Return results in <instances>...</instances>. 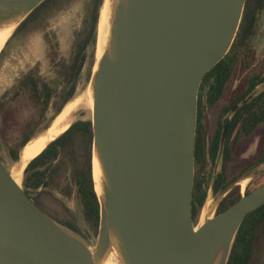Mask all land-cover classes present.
<instances>
[{"label": "water", "instance_id": "obj_1", "mask_svg": "<svg viewBox=\"0 0 264 264\" xmlns=\"http://www.w3.org/2000/svg\"><path fill=\"white\" fill-rule=\"evenodd\" d=\"M43 1L0 0V25L21 23ZM246 1H114L90 79L102 172L96 245L39 209L0 161V264H99L113 243L124 264H226L240 225L264 205V183L195 229V131L201 81L227 54ZM263 171L244 172L216 205Z\"/></svg>", "mask_w": 264, "mask_h": 264}, {"label": "rangeland", "instance_id": "obj_2", "mask_svg": "<svg viewBox=\"0 0 264 264\" xmlns=\"http://www.w3.org/2000/svg\"><path fill=\"white\" fill-rule=\"evenodd\" d=\"M59 1L56 2L50 12H41L32 23H28L15 33L22 22L18 23L0 52V140L2 143L0 161L8 173L17 162L10 160L7 151L8 148L19 144L23 127L35 119L37 120L35 129L38 130L39 135H43L45 133L44 127L47 124L51 125L56 109L60 107L67 95L73 93L72 99H74L84 94L90 84L95 62L94 45L89 44L86 47L82 54L83 62L80 64L79 73L76 75H74L76 72L72 70L71 58L78 53V45L85 40L87 35L85 21L88 18V9L97 0ZM261 19L264 22V14H262ZM74 69L76 71V67ZM27 76L34 77L40 83V87L41 84L45 83L51 88L46 107L37 104L34 100L35 97L33 98L29 91L30 89L23 86V81ZM202 95L204 96V94ZM92 110L86 105L78 106L71 111L68 123L71 125L78 120L91 121ZM263 141L264 123L259 126L257 132L253 133L249 150L245 155L248 154L253 157ZM80 145L79 149L84 150V144ZM78 152L81 154L80 150ZM261 166L264 168V162ZM68 167H70L69 164ZM215 167V164L211 163L205 169V181L210 185ZM258 176V178H249L247 185L243 188V194L253 180H256L255 184L264 181V171ZM22 181H24V171ZM71 183L72 179L68 169L59 186L48 188L47 191L53 198L63 203L81 232H75L64 223L60 222V224L79 237L88 247L94 248L98 238V229L94 230L88 224L80 200ZM67 184L72 188V192L66 195L63 190ZM240 187L238 186V188ZM217 195V193L212 194L211 192L209 195V200L214 205L217 203ZM207 198L208 193L204 204ZM201 209L194 217V225L199 222ZM251 264H264V235L258 244Z\"/></svg>", "mask_w": 264, "mask_h": 264}, {"label": "trees", "instance_id": "obj_3", "mask_svg": "<svg viewBox=\"0 0 264 264\" xmlns=\"http://www.w3.org/2000/svg\"><path fill=\"white\" fill-rule=\"evenodd\" d=\"M53 0H45L39 6H37L29 16H27L17 30L20 31L24 26L30 23L33 18L39 16L41 12H44V8L48 3ZM102 0H97L96 6L93 9L91 30L94 32L96 18H98V7L101 5ZM14 33V34H15ZM80 43L78 45V53L71 58L72 70L79 73L80 64L83 62L82 47ZM76 67V71L75 68ZM218 70V63L204 76L200 84L201 91L208 87L209 102H214L215 94V76ZM23 86L30 89L35 102L44 107L48 105L49 92L51 88L43 83L41 84L32 76H27L23 81ZM74 89V87H73ZM72 89V91H73ZM71 91V92H72ZM45 93V95H44ZM42 96V97H41ZM73 98V93H69L63 100L62 104L56 109L53 119L59 114L65 104ZM42 99V100H40ZM258 100L255 99V104ZM264 105V102L262 103ZM45 109V108H43ZM52 119V120H53ZM264 120V114H258L254 112L252 130L256 131L257 125ZM46 125L44 129L49 127ZM37 127V120L32 119L29 121L21 132V138L18 145L8 148V157L12 161L19 159L20 152L24 145H26L31 139L36 138L39 135ZM92 123L90 120H78L71 125L56 139L50 141L43 150L27 163L24 169V181H22L23 191L32 198L33 203L51 218L57 222L64 223L69 226L75 232L80 233L79 227L72 220L67 212L66 207L58 199H55L47 191L48 188H57L62 182L67 170H70L72 179V185L75 188V192L79 198V202L82 205L84 216L87 219L88 224L95 230L98 229L99 220V200L94 189V179L92 175ZM43 129V130H44ZM252 132V133H253ZM264 142V141H263ZM262 142L259 150L251 157L250 168L257 167L264 162V143ZM80 144H84L83 153L79 147ZM81 154H79V151ZM217 147L212 151L211 158L214 160ZM79 154V156H78ZM82 157V159H81ZM68 164L70 167H68ZM259 177V176H258ZM256 177V178H258ZM256 180H253L245 189V193H248L251 189L258 187L264 183L255 184ZM208 182L206 183L205 177L200 181L194 177L193 186V200H192V214L193 217L199 213L202 205L206 199V190ZM220 186H223V181L219 180L215 189L218 190ZM64 194H71L72 188L70 185H65ZM35 196V197H33ZM240 193L237 189L231 191L228 197L220 205L217 213L223 211L227 206L236 202L240 198ZM264 235V205L260 206L254 211H251L243 223L240 225L235 241L232 243L229 260L226 264H251L253 256L258 248L259 242L263 239Z\"/></svg>", "mask_w": 264, "mask_h": 264}, {"label": "flooded vegetation", "instance_id": "obj_4", "mask_svg": "<svg viewBox=\"0 0 264 264\" xmlns=\"http://www.w3.org/2000/svg\"><path fill=\"white\" fill-rule=\"evenodd\" d=\"M56 2L60 1H50L44 8V12H50ZM101 5L98 7V18ZM95 6L96 2L92 3L88 9V18L85 21L87 35L81 42L82 54L89 44L96 48L98 18H96L94 32L91 30V15ZM262 14H264V0L246 1L235 39L225 57L218 62L214 102H209L208 87L202 91L200 89L198 94L194 177L200 181L205 177V169L208 165L215 164L212 183L211 185L208 183L206 190L208 196L210 192L219 194L244 172L253 168H250L251 156L245 153L249 150L254 133L253 114L254 112L264 114ZM255 99L258 100L256 104ZM263 123L264 120L257 125L255 132ZM215 147L217 150L213 160L211 154ZM219 180L223 181V186L216 190L215 186ZM238 186L241 187L238 188ZM243 188L239 184L233 186L219 200L216 212L232 190L237 189L241 194Z\"/></svg>", "mask_w": 264, "mask_h": 264}, {"label": "bare ground", "instance_id": "obj_5", "mask_svg": "<svg viewBox=\"0 0 264 264\" xmlns=\"http://www.w3.org/2000/svg\"><path fill=\"white\" fill-rule=\"evenodd\" d=\"M115 0H103L100 11L99 18L97 21V35L96 37V48H95V63L93 66V72L97 71L98 63L101 56L104 54L108 39L110 37L111 32V18L113 17V5ZM18 24V20H13L11 22L0 25V52L3 50L8 38L13 33L15 27ZM92 85L91 83L88 86L87 91L84 94L71 99L63 109L59 112V114L53 119L51 125L45 129V133L43 135H39L36 138L31 139L24 147L22 148L20 161L15 163L10 170V178L12 183L18 190L22 189L21 181L23 171L27 165L33 158H35L47 145L50 141L56 139L60 134H62L69 126L68 117L70 116L71 111L77 108L80 105H86L93 109V98H92ZM99 162L96 157V154L93 155V165H92V175L94 179V189L95 192L101 196L102 188H101V177L102 172L99 167ZM249 178L241 180L239 185L245 187L248 183ZM214 204L209 200V197L206 200V203L203 204L199 222L196 223L195 229L201 227L203 223L214 215ZM121 254L113 243L109 246L107 252L101 257L99 264H124L121 258Z\"/></svg>", "mask_w": 264, "mask_h": 264}, {"label": "built area", "instance_id": "obj_6", "mask_svg": "<svg viewBox=\"0 0 264 264\" xmlns=\"http://www.w3.org/2000/svg\"><path fill=\"white\" fill-rule=\"evenodd\" d=\"M243 193V189H242V191H241V194Z\"/></svg>", "mask_w": 264, "mask_h": 264}]
</instances>
